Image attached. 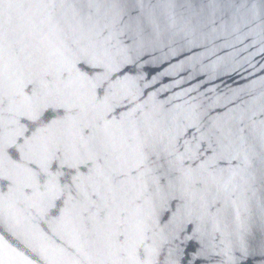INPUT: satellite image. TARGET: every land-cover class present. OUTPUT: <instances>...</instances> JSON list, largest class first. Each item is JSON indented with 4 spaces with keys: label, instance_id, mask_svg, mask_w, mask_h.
<instances>
[{
    "label": "water",
    "instance_id": "water-1",
    "mask_svg": "<svg viewBox=\"0 0 264 264\" xmlns=\"http://www.w3.org/2000/svg\"><path fill=\"white\" fill-rule=\"evenodd\" d=\"M0 264H264V0H0Z\"/></svg>",
    "mask_w": 264,
    "mask_h": 264
}]
</instances>
